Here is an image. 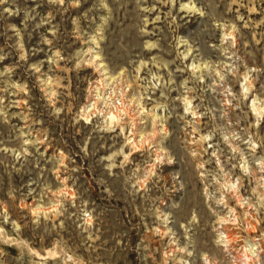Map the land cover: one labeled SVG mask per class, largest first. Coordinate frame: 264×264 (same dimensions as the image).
Wrapping results in <instances>:
<instances>
[{
	"label": "rangeland",
	"instance_id": "rangeland-1",
	"mask_svg": "<svg viewBox=\"0 0 264 264\" xmlns=\"http://www.w3.org/2000/svg\"><path fill=\"white\" fill-rule=\"evenodd\" d=\"M0 264H264V0H0Z\"/></svg>",
	"mask_w": 264,
	"mask_h": 264
}]
</instances>
